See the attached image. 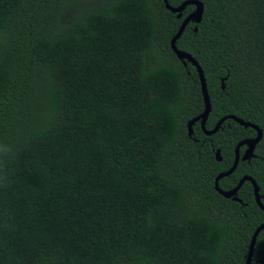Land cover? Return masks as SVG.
<instances>
[{
    "label": "trees",
    "instance_id": "obj_1",
    "mask_svg": "<svg viewBox=\"0 0 264 264\" xmlns=\"http://www.w3.org/2000/svg\"><path fill=\"white\" fill-rule=\"evenodd\" d=\"M79 1L0 0V264H245L264 211L250 181L244 205L215 179L257 130L189 136L205 102L171 39L196 6L99 0L66 21ZM201 1L177 46L204 70L206 127L263 131L219 185L250 174L264 195V0Z\"/></svg>",
    "mask_w": 264,
    "mask_h": 264
},
{
    "label": "water",
    "instance_id": "obj_2",
    "mask_svg": "<svg viewBox=\"0 0 264 264\" xmlns=\"http://www.w3.org/2000/svg\"><path fill=\"white\" fill-rule=\"evenodd\" d=\"M164 2H165L166 7L169 10H171L173 13H178L177 14L178 18L182 17L183 11L186 9V7L188 5L196 6V8L184 18V20L182 21L181 26L179 27V30L177 31V33L171 39L172 50L177 55V57L180 60L183 61L184 65L187 66V64H188L187 61H189L197 68V71L199 73V78H200V81H201L202 94H203V98H204V102H205L204 111L200 115H198V116H196L193 119L188 121L187 125H188V130H189V136L190 137L193 136L194 125L198 121L201 123V126H202L204 132L207 135H213V134L217 133L220 130L222 124L227 119H233V120L237 121L239 124H241V125H243L245 127H253L254 129H256L257 132H258L257 137L250 138V139H244V140L240 141L237 144L235 161H234L233 165L227 171H224V172L220 173L217 176V178H216V189L220 193H222L225 197L231 198L233 195L237 194L238 190L241 188V186L244 184L245 181L250 180L253 183L254 188H255L256 201L260 205V207L264 210V203L262 202V197H261V194H260V187L257 184L256 180L252 176H249V175L244 176L239 181L238 185L234 189H232L230 191H224L219 186V180L222 177L228 176V175L232 174L236 170V168H237V166L239 164V161L241 159L240 149H241V147L243 145L247 144L248 147L245 150V152H244V154L242 156V159L243 160H247V159H251L254 156V151H255L256 145H257L258 142L261 141V139L263 137L262 129L257 124H254V123L248 122V121H244L242 118H239L238 116L231 114V115H227V116L222 117L218 121L216 126L213 129L209 130L206 127V124H207L209 115H210V113L212 111V103H211V97H210V93H209V89H208L207 80H206V76H205L204 70L201 67V65L198 62V60L192 54H190V53H188V52H186L184 50L179 49L178 46H177V41L182 36V34L184 33L187 25L190 22H195V23L199 24L202 21L203 14H204V3L201 0H186L182 4H180L179 6L174 7V6H172L169 3V0H164ZM197 29H198V27L196 26L195 30H197ZM226 78H223L222 81L224 82V80ZM222 87L225 88V84L224 83H223ZM216 157H217L218 160H222V155H221V150L220 149H218L216 151ZM263 229H264V223L261 224L256 229V231H255V233H254V235L252 237V241H251V244H250L249 255H248V258H247L245 264H257V263H253L254 249H255V244H256L257 237H258L259 233Z\"/></svg>",
    "mask_w": 264,
    "mask_h": 264
},
{
    "label": "flooded vegetation",
    "instance_id": "obj_3",
    "mask_svg": "<svg viewBox=\"0 0 264 264\" xmlns=\"http://www.w3.org/2000/svg\"><path fill=\"white\" fill-rule=\"evenodd\" d=\"M253 128V127H252ZM257 135H258V132H256V135L254 136V137H250V138H255V137H257ZM250 138H245V139H250ZM244 140V139H243ZM242 141V140H241ZM240 142V141H239ZM239 142H237V144L239 143ZM237 144L235 145V157H236V146H237ZM260 144V142H258L257 143V145H256V148H255V151H254V156L251 158V159H247V160H243L242 159V156H243V154H244V152H245V150L247 149V147H248V145L246 144V145H243L242 147H241V149H240V155H241V159H240V161H239V163L240 162H248V163H251L252 162V159L253 158H256L258 155H257V153H256V151H257V148H258V145ZM235 157H234V160H233V162H232V165H233V163H234V161H235ZM219 161H221V160H219ZM231 165V166H232ZM239 165V164H238ZM230 166V167H231ZM227 171V170H226ZM222 172H224V171H222ZM221 172V173H222ZM234 173V172H233ZM220 174V173H219ZM218 174V175H219ZM217 175V176H218ZM230 175H232V174H230ZM230 175H228V176H230ZM246 175H249V176H252V175H250V174H245V175H243L240 179H239V181L244 177V176H246ZM228 176H224V177H228ZM224 177H222V178H224ZM253 177V176H252ZM217 178V177H216ZM221 178V179H222ZM254 178V177H253ZM220 179V180H221ZM255 179V178H254ZM220 180H219V182H220ZM256 180V179H255ZM239 181H238V183H239ZM247 181H250V180H247ZM251 182V181H250ZM257 182V181H256ZM238 183L234 186V187H232V188H230V189H223L222 187H220L221 189H223L224 191H230V190H232V189H234L237 185H238ZM257 184H258V182H257ZM251 185H252V190H251V194L253 195V197H254V201H255V203L259 206V208H261L260 207V205L257 203V201H256V194H255V188H254V185H253V183L251 182ZM259 185V184H258ZM220 186V185H219ZM242 187V186H241ZM260 187V186H259ZM215 188H216V179H215ZM217 190V189H216ZM240 190H241V188L238 190V192H237V194L236 195H233L231 198H228V197H226V198H228V199H232V200H234V201H237V202H240L241 204H244V205H247V203H245L244 201H243V199L239 196V193H240ZM218 191V190H217ZM219 192V191H218ZM220 193V192H219ZM221 195H223L222 193H220ZM260 194H261V197H262V202L264 203V201H263V199H264V195L261 193V188H260ZM224 196V195H223ZM225 197V196H224ZM262 209V208H261ZM263 210V209H262ZM264 211V210H263ZM264 223V222H263ZM263 223H261V224H263ZM260 224V225H261ZM259 225V226H260ZM258 226V227H259ZM257 227V228H258ZM256 231V230H255ZM255 233V232H254ZM254 235V234H253ZM259 235H260V233H259ZM258 235V236H259ZM253 237V236H252ZM258 238V237H257ZM251 241H252V238H251ZM256 242H257V240H256ZM251 244V243H250ZM255 246H256V244H255ZM249 250H250V248H249ZM255 250V249H254ZM254 256V255H253ZM253 263H257V264H264V261L262 260V259H258V260H254V257H253Z\"/></svg>",
    "mask_w": 264,
    "mask_h": 264
},
{
    "label": "rangeland",
    "instance_id": "obj_4",
    "mask_svg": "<svg viewBox=\"0 0 264 264\" xmlns=\"http://www.w3.org/2000/svg\"><path fill=\"white\" fill-rule=\"evenodd\" d=\"M99 0H81L78 3L75 4V6H77L74 10H73V14L71 16H69L66 21H71L73 20L75 17H77L78 15H80L83 11L89 10L91 8H94L95 6H97V2Z\"/></svg>",
    "mask_w": 264,
    "mask_h": 264
}]
</instances>
